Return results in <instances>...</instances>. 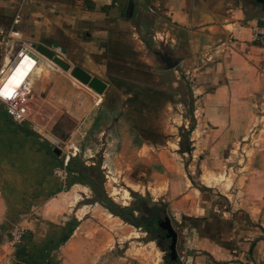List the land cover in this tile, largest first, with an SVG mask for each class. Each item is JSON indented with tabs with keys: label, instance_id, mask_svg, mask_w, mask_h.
Masks as SVG:
<instances>
[{
	"label": "crops",
	"instance_id": "crops-1",
	"mask_svg": "<svg viewBox=\"0 0 264 264\" xmlns=\"http://www.w3.org/2000/svg\"><path fill=\"white\" fill-rule=\"evenodd\" d=\"M263 23L249 0H0V63L7 47L16 48L8 37L15 28L34 54L42 55L39 46L51 53L60 47L71 68L106 84L98 96L69 72L37 71L29 78L27 121L14 122L0 105V264L10 257L38 264L48 247H55L50 256L59 255V264L123 262L114 253L105 258L110 245L77 217L81 197L73 190L84 185L69 182L70 158L63 163L32 126L51 133L64 117L73 123L72 137H107L117 150L127 123L128 136L151 149L156 123L172 103L167 90L179 85L195 123L192 146L207 154L201 166L227 155V171L236 172L227 190L237 191L220 197L187 177L165 181L158 199L170 200L173 210L177 264H264V47L252 38ZM158 52L177 65L166 69ZM16 225L24 234L13 246Z\"/></svg>",
	"mask_w": 264,
	"mask_h": 264
},
{
	"label": "rangeland",
	"instance_id": "rangeland-1",
	"mask_svg": "<svg viewBox=\"0 0 264 264\" xmlns=\"http://www.w3.org/2000/svg\"><path fill=\"white\" fill-rule=\"evenodd\" d=\"M171 80L170 77L162 81L171 82ZM167 92V96L171 97L172 103L170 108L166 110L165 115L163 114L161 121L156 123L159 138L150 140L147 143L151 149H141L143 142H145L143 138L134 135L128 136L127 123L120 127L122 135L119 137L117 150H115V145L107 141V137L89 136L82 138L78 134L72 137L73 123L65 120L64 117L56 124L55 131L49 133L41 129L44 135L51 136L58 144H53L52 139H44L42 135L41 138L50 143L51 147H57L61 150L60 160L63 163L75 153V157L79 158V161L85 166L99 164L98 168L104 179L105 193L115 203L128 206L134 200L131 193H136L148 196L152 201L157 199V201L166 205L165 215H156L161 219L168 217L175 229L176 224L171 214L173 210L169 204L170 200L160 201L158 199L161 192L165 193L162 187H165L167 179L173 180V183H175L179 180L178 178L185 179L187 177L193 187L220 197L234 194L237 188L232 187V190H227L230 183L232 185L236 180L234 175L236 172L233 174V171L231 173L227 171V162L224 159L227 158V155H217L220 158L219 163L213 167L210 163L206 164V162L204 166H201L202 160L207 154L205 152L200 153L199 147L192 146L196 143L195 140L191 141V126L195 123L188 117L189 99L185 86L179 85L176 90L168 89ZM182 118H185L186 121H183ZM146 124L147 127L151 126L149 123ZM138 128L140 131L143 130L142 127ZM152 129H154L153 126ZM74 147H78V150H75ZM239 158V155L236 154L229 164L233 167ZM164 166H166V169L162 168ZM61 176L65 177L63 172ZM69 186L71 184H67V190ZM210 186L212 188H209ZM176 187H179L178 190H183V186L177 185ZM73 191H76L81 197L76 206L74 205L77 217L84 221L87 220V230H98L105 245H110L112 248V253L105 255V258H110L114 253L113 257L122 259L123 262L120 264H170V261L164 258L166 252L159 251V246L155 241L156 229L145 231L113 217L97 203H91L93 195L86 186L82 190L75 188ZM73 196L75 197V194ZM65 197L71 199L72 195H65ZM71 207V204H67L65 209L71 211L73 209ZM15 245H18V243ZM54 248L48 247V251H41L42 254L38 264H59L61 261L59 255L52 253V256H50ZM180 264H182L181 260Z\"/></svg>",
	"mask_w": 264,
	"mask_h": 264
},
{
	"label": "built area",
	"instance_id": "built-area-1",
	"mask_svg": "<svg viewBox=\"0 0 264 264\" xmlns=\"http://www.w3.org/2000/svg\"><path fill=\"white\" fill-rule=\"evenodd\" d=\"M18 21L19 16L16 15L13 24L15 25ZM8 37L9 41H15L17 44L13 51V48L10 50L7 47L6 52L8 55L0 63V105L3 106L8 117L14 122L22 124L28 120V101L31 95L30 76L37 71H46L53 74H63L65 71L55 64L52 59L34 54L32 43L25 41L23 35L15 28L8 32ZM252 38L253 42L264 47V23L253 28ZM52 54L53 57L66 62V55L60 47H56ZM20 68H26V73L21 79H19L18 73ZM32 130L42 135L44 139H52L53 144H58L51 136L42 134L39 125H33ZM23 232V228L18 225L14 226L10 244L20 243Z\"/></svg>",
	"mask_w": 264,
	"mask_h": 264
},
{
	"label": "trees",
	"instance_id": "trees-1",
	"mask_svg": "<svg viewBox=\"0 0 264 264\" xmlns=\"http://www.w3.org/2000/svg\"><path fill=\"white\" fill-rule=\"evenodd\" d=\"M98 167L99 164L85 166L79 161V158L73 157L69 159L64 169L70 176L71 184L80 183L91 190L93 195L91 203H97L112 216L119 218L135 228H140L145 231L153 229L155 222L161 219L158 215H165L166 205L159 201H152L148 196H142L136 193H131L134 200L128 206L115 203L105 193L103 175Z\"/></svg>",
	"mask_w": 264,
	"mask_h": 264
},
{
	"label": "water",
	"instance_id": "water-1",
	"mask_svg": "<svg viewBox=\"0 0 264 264\" xmlns=\"http://www.w3.org/2000/svg\"><path fill=\"white\" fill-rule=\"evenodd\" d=\"M251 7L256 9L259 13L264 14V0H249ZM35 46V45H34ZM40 53L46 58L52 59L55 64H57L63 71L69 72L71 77L77 80L79 83L85 85L88 89L93 91L96 95L100 96L104 94L106 89V84L95 76H91L87 72L83 71L79 67L71 68L68 63L58 59L57 57H53V54L45 49L44 47H36ZM157 55L162 63H164L166 69H172L177 65V61H173V59L167 55L158 52ZM53 152L60 156L61 150L55 147ZM160 227L166 231L165 237L170 239V243L168 246V256L170 258V264H177L179 260V256L176 250L177 243V232L173 228L171 221L168 217H164L159 222ZM156 241V240H155ZM159 251H162L160 247ZM8 264H26L23 261H18L12 257L8 258Z\"/></svg>",
	"mask_w": 264,
	"mask_h": 264
},
{
	"label": "flooded vegetation",
	"instance_id": "flooded-vegetation-1",
	"mask_svg": "<svg viewBox=\"0 0 264 264\" xmlns=\"http://www.w3.org/2000/svg\"><path fill=\"white\" fill-rule=\"evenodd\" d=\"M160 220H157L153 226V229L157 230L156 231V238L155 240L157 241V244L158 246L161 248V250H163L165 253V256L164 258L168 261H170V258L168 256V253H169V250H168V246H169V243H170V239L166 238L165 235H166V231L163 230L160 225H159V222Z\"/></svg>",
	"mask_w": 264,
	"mask_h": 264
},
{
	"label": "bare ground",
	"instance_id": "bare-ground-1",
	"mask_svg": "<svg viewBox=\"0 0 264 264\" xmlns=\"http://www.w3.org/2000/svg\"><path fill=\"white\" fill-rule=\"evenodd\" d=\"M18 73H19V79L22 78V76L26 73V68H20L18 70ZM16 76V75H15ZM16 83V82H15Z\"/></svg>",
	"mask_w": 264,
	"mask_h": 264
}]
</instances>
